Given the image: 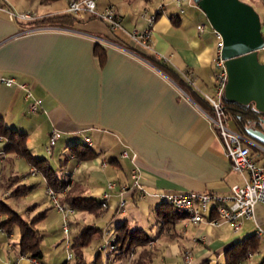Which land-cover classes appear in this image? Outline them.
I'll return each mask as SVG.
<instances>
[{"label": "crops", "instance_id": "0c3cea01", "mask_svg": "<svg viewBox=\"0 0 264 264\" xmlns=\"http://www.w3.org/2000/svg\"><path fill=\"white\" fill-rule=\"evenodd\" d=\"M242 1L259 13L264 31V0ZM96 3L100 11L112 7L120 14L121 28L111 30L106 22L87 13L72 15L71 23L58 21L57 17L69 14L68 0L48 4L0 0V75L16 80L12 86L0 84V119L6 126L26 132L33 157L48 159L57 174L69 181L67 190L56 192L61 203L69 206L63 201L66 191L100 202L111 180L116 186L110 191L107 207L99 214L85 210L68 213L67 237L64 215L48 196L45 178L38 171V181L23 180L19 171L25 163L30 174L35 167L25 158L7 153L5 138L0 139V180L3 183L12 177L14 186L23 190L11 196L0 194V198L15 204L16 210L23 205L19 196L32 193L33 203L26 204L27 212L21 214L26 220L38 211L62 216V224L53 228L48 249L42 240L43 256L37 258L42 264H79L75 257L67 259L68 253L77 249L87 264H95L97 259L102 263L99 247L108 227L123 237L119 243L123 252L119 249L113 264H225L229 247L256 235L258 229L264 231V202L256 205L255 218L244 220L240 231L234 232L228 224L211 227L184 218L171 222L173 210L158 196L191 191L228 195L234 185L244 184V175L231 169L219 137L202 112L209 106L204 96L215 93L214 29L193 0ZM159 7L150 35L151 50H147L135 43L131 34L145 29L149 11ZM12 11H31L36 18H11ZM198 23L204 24L202 31ZM97 44L105 50L102 62L94 53ZM260 55L264 57L262 52ZM22 83L40 100V111H28L23 90L17 86ZM53 129L60 137L49 153L46 147ZM88 139L95 156L75 157L71 146L87 144ZM123 150L127 157L121 156ZM133 154L135 161L131 160ZM252 155L264 164V152L253 146ZM135 167L148 194L142 197L137 191L127 192L126 205L120 208L121 187L132 184ZM86 230L89 233L82 235ZM136 230L148 241L134 243L128 250ZM203 235L206 240L195 241ZM19 240L0 227V264H35L18 259ZM263 258L264 243L259 239V248L242 264H261Z\"/></svg>", "mask_w": 264, "mask_h": 264}, {"label": "built area", "instance_id": "2783aa9c", "mask_svg": "<svg viewBox=\"0 0 264 264\" xmlns=\"http://www.w3.org/2000/svg\"><path fill=\"white\" fill-rule=\"evenodd\" d=\"M160 10L161 7L156 10L149 11L147 27L143 30H135L131 34L135 43L144 49L151 50L150 35ZM67 12L73 16L87 13L91 16L97 17L106 22L111 30L121 28L120 14H118L112 7H107L102 11L98 10L96 0H68ZM10 17L17 18L22 21H30L36 18L35 13L31 11H24L20 13L12 11L10 12ZM197 27L202 31L204 29V24L198 23ZM214 33L217 39V52L214 58L215 71L212 76L215 93L214 95L204 96L210 106V110H201L211 123L216 135L219 137L225 154L230 160L231 169L236 173L244 175V184L234 185L228 195H219L212 192L191 191L178 194L164 193L159 194L158 196L172 208L173 212L183 215L184 219L188 222L193 224L206 222L211 227L228 224L232 231L238 232L240 231L244 220L255 218L256 205L264 202V164L258 163L252 155L253 146L262 152H264V146L247 140L242 133L229 127L227 124L228 117L224 109L223 100L225 87L228 81V74L225 60L221 56V49L223 45L222 36L215 30ZM260 52H262L264 56V45ZM160 59L166 60L164 56H160ZM187 82L190 85H193V81L190 77H187ZM15 83L16 80L13 77L0 75V84L12 86ZM17 86L23 90L28 111L31 113L40 111L42 108L41 102L34 97L28 86L24 83L17 84ZM59 137L60 132L53 129L49 135V142L46 147L47 152H52ZM0 139H2L1 136ZM86 143L89 147L93 146V143L89 141V139ZM121 156L127 157L128 152L123 150ZM135 159L136 155L133 154L131 156V160L135 161ZM103 164L105 163L103 162ZM31 174L37 175V169L31 168ZM132 178L133 182L129 187L126 185L121 187L120 194L122 198L120 200V208H124L126 205V199L124 197L125 193L137 191L142 197H145L148 194L141 184L140 170L138 167L133 168ZM115 186L116 184L113 181L110 180L107 182V188L102 194L103 199L101 201V205L103 208L107 207V200L111 195L110 191ZM47 194L54 202L56 209L61 211L64 215L63 233L68 237V213H72L74 209L61 203L58 200L57 193L52 188L47 187ZM210 213H212V215ZM2 231L4 232V230ZM256 236L264 243V231L258 229L256 231ZM103 238L104 242L100 245L99 251L103 253L105 250L107 258V262L105 264H112L119 252L115 229L112 227L105 229L103 232ZM199 240H206V236L203 235L195 238V241ZM253 254L254 251H249L245 260L251 259ZM132 256L133 252L131 251L130 257ZM74 257V253L69 252L67 259L70 260ZM21 258L29 259L35 264H42L37 258L26 253H21L18 256V259ZM186 258L189 259L188 253L186 254Z\"/></svg>", "mask_w": 264, "mask_h": 264}, {"label": "trees", "instance_id": "16d2710c", "mask_svg": "<svg viewBox=\"0 0 264 264\" xmlns=\"http://www.w3.org/2000/svg\"><path fill=\"white\" fill-rule=\"evenodd\" d=\"M57 0H40L41 3H52ZM58 18V21L71 23L73 17L71 14L61 15ZM95 55L102 62L105 59V50L100 44H97L94 49ZM160 64V62H159ZM224 109L227 115H230L234 120V126L237 131L244 134L243 128L249 123L250 120L257 119L258 116H264L263 113L256 110L253 103L248 105H241L237 103H232L227 101L225 98L223 100ZM207 111L210 110L208 106ZM0 136L5 138L8 142L6 147L7 153H14L23 158H25L31 165H33L37 171H39L47 182V186L52 188L55 192H61L67 190L69 181L64 179L63 176L57 174L55 169L52 167L50 161L46 158H35L33 157L30 149L26 143V132H21L17 129L10 128L6 126L0 119ZM71 149L74 153V156L83 159L95 156L94 151L87 145L77 143L71 146ZM2 182V180H0ZM0 182V183H1ZM10 186V185H9ZM11 188V187H10ZM18 191L19 189H13ZM74 210H85L93 214H99L102 208L101 201L98 202L94 198H84L81 196H74L70 191H66V195L63 199ZM0 214L6 215L4 219L0 220V227L7 234H11L16 225L20 228V240L19 247L21 253L29 254L35 258H41L43 256L41 243L44 237L43 232L37 227L38 223L44 218L45 213H40L33 217L30 220H26L19 214L13 206L5 201V199L0 198ZM170 221L176 222L179 218H184L183 215H180L176 212L171 211L169 214ZM89 230H86L82 235L88 234ZM140 231L136 230L132 235V240L128 244V250L132 247L134 243L139 245H144L147 238L139 236ZM128 235H125L126 239ZM134 238H136L134 240ZM123 237L117 236V243L121 242ZM83 240V239H82ZM86 244V241L82 245ZM76 244L72 245V249ZM74 248V250H75ZM259 248V238L254 235L250 236L244 240L238 241L229 247L225 252V264H242L245 260L249 251H256ZM120 254L123 252V245H120ZM73 250V251H74ZM128 251H126L127 253ZM74 253V252H73ZM75 258H77L79 264H87L85 261L84 255L81 250H75ZM98 258V257H97ZM95 264L100 263L97 259ZM208 264V263H207ZM261 264H264V258L261 261Z\"/></svg>", "mask_w": 264, "mask_h": 264}, {"label": "water", "instance_id": "95a60500", "mask_svg": "<svg viewBox=\"0 0 264 264\" xmlns=\"http://www.w3.org/2000/svg\"><path fill=\"white\" fill-rule=\"evenodd\" d=\"M205 14L211 27L222 36L221 56L225 60L228 81L224 98L248 105L264 114V45L259 13L242 0H193ZM247 140L264 146V116L250 120L243 128Z\"/></svg>", "mask_w": 264, "mask_h": 264}, {"label": "rangeland", "instance_id": "374dc122", "mask_svg": "<svg viewBox=\"0 0 264 264\" xmlns=\"http://www.w3.org/2000/svg\"><path fill=\"white\" fill-rule=\"evenodd\" d=\"M263 33H264V31H263ZM227 117H228V121H227L228 126L233 128V129H235L233 118L230 115H227ZM66 149H68V148L66 147ZM29 171H30L29 166L25 163V166L22 167L21 170L19 171L20 174H23V176H24L23 180H28L29 182L38 181L39 180L38 179L39 176L38 175H32V174L29 173ZM15 181L16 180L13 179L12 177L11 178H5L3 183L0 181L1 182L0 183V191L3 192V193L0 192V194L2 195V194L8 193V196H11V195L16 194V193L20 192L21 190H23V188H17L16 186H14ZM6 186H9V187H7V189H4V188H6ZM13 189H19V190L18 191H16V190L14 191ZM34 198L35 197L32 195V193H28L27 195L19 196L18 199H19L21 204L26 206V204H28V205L32 204L33 201H34ZM11 205L14 208L15 204L14 205L11 204ZM22 206L21 207H16V210H17V212L19 214H25L27 212V206L26 207H22ZM44 207L45 208L49 207V204L45 205ZM45 208L42 211H40V212H44ZM38 214H40L39 211L36 213V215H38ZM36 215H34V216H36ZM3 216L5 217L6 215H3ZM61 217L62 216L57 214L55 211H52V212L47 211L45 213L44 218L37 225V227L44 233L43 243L45 244V248L46 249H48L50 247L51 240H52V238H54V234H53V230L54 229L53 228L55 226H57L59 228L60 223L62 224V218ZM19 237H20V228H19L18 225H16L14 227V229H13V238H14L15 241H17ZM87 251H88V253H91L90 254L91 257L94 256V252L90 249V247L87 248ZM101 259H102V263L103 264H105L107 262L106 251L105 250H104L103 254L101 255ZM211 264H216V263L212 262Z\"/></svg>", "mask_w": 264, "mask_h": 264}]
</instances>
